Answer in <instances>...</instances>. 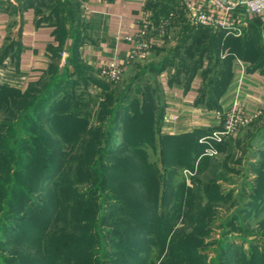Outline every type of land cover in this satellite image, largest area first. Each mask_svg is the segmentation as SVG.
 Segmentation results:
<instances>
[{
  "label": "rangeland",
  "instance_id": "rangeland-1",
  "mask_svg": "<svg viewBox=\"0 0 264 264\" xmlns=\"http://www.w3.org/2000/svg\"><path fill=\"white\" fill-rule=\"evenodd\" d=\"M39 1L58 28L52 62L27 85L0 76V264H264V113L213 155L157 132L160 74L191 73L214 42L181 47L171 3L185 1L153 6L163 47L118 82L78 63L80 2ZM217 62L206 83L223 72L221 90L231 70Z\"/></svg>",
  "mask_w": 264,
  "mask_h": 264
},
{
  "label": "crops",
  "instance_id": "crops-1",
  "mask_svg": "<svg viewBox=\"0 0 264 264\" xmlns=\"http://www.w3.org/2000/svg\"><path fill=\"white\" fill-rule=\"evenodd\" d=\"M77 1L80 2L79 10L84 17L78 35L72 39L78 63L97 76H100V69L116 57L127 68L132 62L129 59L133 49L132 39L140 38L145 18H154L152 9L159 0ZM39 5V0H0V56L11 41L17 42V46L10 47L0 63V76L4 79L22 80L27 85L40 78L53 60L52 49L60 45L58 28L52 19L40 20ZM171 7L178 19L173 28L174 33L179 34L189 27L188 38L182 42V48L191 45L194 39H204L205 43L211 35L216 39L213 44L203 45L205 50L200 53L201 63L191 73L184 68L175 75L172 69L160 74L165 112L177 111L181 114L175 124H162V135L178 136L201 128L199 132L202 134L198 137L201 144V137L221 128L216 120L205 124L200 118L204 112L214 110L208 106L210 102L227 108L238 100L256 114L254 119L264 113V18L260 17L261 22H258V19L241 12V34L247 30L244 38L226 29L212 30L193 24L191 9L186 3L184 9H180L176 3H171ZM51 14L54 13L51 11ZM238 40L246 42L243 54L233 52L232 45ZM173 41L171 38L167 43ZM161 47L154 46L153 49ZM212 51L215 57L209 55ZM214 58L218 61L216 66H221L227 60L231 70L230 80L221 90L223 72H220V77L216 76V83L206 86L210 74L206 65ZM201 155L198 157L201 158Z\"/></svg>",
  "mask_w": 264,
  "mask_h": 264
},
{
  "label": "built area",
  "instance_id": "built-area-1",
  "mask_svg": "<svg viewBox=\"0 0 264 264\" xmlns=\"http://www.w3.org/2000/svg\"><path fill=\"white\" fill-rule=\"evenodd\" d=\"M191 9L192 22L196 25H203L212 30L226 29L229 33L241 34V12L251 17L264 18V0H184ZM152 22L145 18L140 38L132 39L133 49L129 59H147L152 54L154 46H161L163 38L150 33ZM125 71V66L119 58H115L100 69V76L110 82H118ZM202 114V113H201ZM203 115L213 118L221 125V128L212 131L211 134L200 138V142L206 143V153L216 154L217 148L214 143H219L225 138L235 135L240 129L247 126L255 118L256 114L249 111L238 100H235L227 108L222 110L214 109L211 112H204ZM181 117L180 112L166 111L163 116V123L175 124ZM202 120L205 124L209 122ZM205 153V154H206Z\"/></svg>",
  "mask_w": 264,
  "mask_h": 264
},
{
  "label": "trees",
  "instance_id": "trees-1",
  "mask_svg": "<svg viewBox=\"0 0 264 264\" xmlns=\"http://www.w3.org/2000/svg\"><path fill=\"white\" fill-rule=\"evenodd\" d=\"M256 20L258 19V22H261L260 20H259V18L260 17H254ZM40 20L41 21H43V20H51L50 18H48V17H40ZM258 22H256V23H258ZM211 29V28H210ZM246 35H247V30L245 31V32H243V34H241V36H243L244 38L246 37ZM212 36V35H211ZM209 37L210 39H213V40H215L216 39V37L215 36H212V37ZM16 44H17V42L14 40V42L13 41H11L10 42V46L8 45L5 49H4V51L2 52V54H1V56H0V63L2 62V60H3V58H4V56L6 55V53L8 52V50H9V48L11 47H14V46H16ZM237 44V48L236 49H240V52L239 51H237L234 47H236L235 45ZM236 44H233L232 45V48L234 49V51L233 52H235L236 54L237 53H239V54H243V52H244V50H245V47H246V42H245V40H238L237 42H236ZM205 50V48H202V51H204ZM201 51V52H202ZM200 61H198L199 62V64L201 63V59H199ZM199 64H196L195 65V67H194V69H193V71L195 70V68H197V66L199 65ZM165 67V66H164ZM168 67V64H166V68ZM164 69V68H163ZM216 76L217 75H215L214 77H211V78H209L208 79V82L206 83V86H209L210 84H212L213 82L214 83H216V81H217V79H215L216 78ZM223 84V83H222ZM42 102V101H41ZM41 102L39 103V104H41ZM211 103H213V102H210V104H208V106L210 107V109L212 108V109H218V110H222L223 109V107H221L220 105L218 106V105H213V104H211ZM208 107V108H209ZM210 109H207L208 111L210 110ZM164 112H165V108H164ZM163 112V113H164ZM161 116H162V114H161ZM162 118V117H161ZM162 124H163V120H160V122L157 124V132L158 133H160L161 135H162V133H161V130H162ZM199 131H202L201 130V128H195V129H193L192 131H189V132H183L182 134H177L178 136H176V137H181V136H183V135H189V136H193V135H195V137H196V142H197V144L198 145H200V146H203L202 144H200L199 143V141H198V137L202 134V132H199ZM156 132V133H157ZM163 136H166V135H163ZM166 137H172V136H166Z\"/></svg>",
  "mask_w": 264,
  "mask_h": 264
}]
</instances>
